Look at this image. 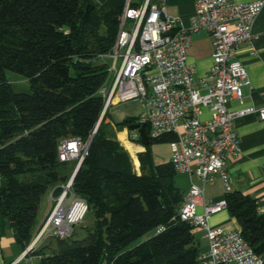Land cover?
<instances>
[{
	"label": "trees",
	"instance_id": "trees-1",
	"mask_svg": "<svg viewBox=\"0 0 264 264\" xmlns=\"http://www.w3.org/2000/svg\"><path fill=\"white\" fill-rule=\"evenodd\" d=\"M125 3L0 0V211L23 251L44 224L37 229L43 197L55 187L59 195L77 167L61 161V141H90L103 115L100 90L109 69L101 59L117 40ZM7 71L27 78L31 93L16 92ZM108 110L73 180V192L89 207L79 224L85 236L72 237L75 228L69 238L54 236L55 248L42 246L26 258L37 256L38 264H199L197 227L178 216L185 193L174 165L155 163L149 145L138 155L137 170L106 122ZM137 122L128 118L116 126ZM224 199L264 264L257 200L238 190Z\"/></svg>",
	"mask_w": 264,
	"mask_h": 264
},
{
	"label": "built area",
	"instance_id": "built-area-1",
	"mask_svg": "<svg viewBox=\"0 0 264 264\" xmlns=\"http://www.w3.org/2000/svg\"><path fill=\"white\" fill-rule=\"evenodd\" d=\"M194 6L187 27L181 17L168 13L166 0H126L117 40L106 55L114 62L108 65L109 77L100 90L104 113L113 105L140 100L143 113L136 124L145 126L151 142L175 136L168 142L175 170L197 176L203 185L192 184L178 214L180 220L205 230L208 248L199 254V264H263L241 229L211 227L209 218L226 209L227 201L206 199L205 186L220 175L225 194L233 191L225 165L240 152L236 120L255 113L264 120V107L229 108L233 100L243 103V87L251 83L237 51L256 39L253 25L264 0H194ZM200 31L209 33L214 51L207 74L197 79L196 68L188 61V49L192 36ZM203 107L210 110L207 119H202ZM129 140L142 143L139 130H130ZM89 145L80 137L61 141V161L80 164ZM72 186L73 176L61 186L59 195L53 193L51 211L22 259L49 231L69 238L82 223L88 203L75 195ZM198 207L203 212L198 213Z\"/></svg>",
	"mask_w": 264,
	"mask_h": 264
},
{
	"label": "crops",
	"instance_id": "crops-1",
	"mask_svg": "<svg viewBox=\"0 0 264 264\" xmlns=\"http://www.w3.org/2000/svg\"><path fill=\"white\" fill-rule=\"evenodd\" d=\"M233 1L252 2L255 0ZM166 8L170 15L181 17L185 26L188 27L190 25V19L195 11L194 0H166ZM253 33L256 36L253 43H244L237 51V58L247 69L251 83L243 87V103H240L238 100H233L229 103L231 110L249 106H255L257 108L264 107V8L253 25ZM213 51L212 38L208 32L200 31L192 36V42L188 49V60L196 68L197 79L207 74L212 64ZM209 116L210 110H203L202 119H207ZM106 121L114 124L110 119ZM130 130L129 127H126L120 131L126 137V139L121 141L130 152L133 162H135V159L139 161V153L145 151L146 148L143 143L129 140ZM236 130L240 140V152L238 156L229 158L226 161L225 169L232 179L231 185L233 191L238 190L255 198L258 202L259 211L264 214V120L257 113L238 118L236 120ZM127 144L133 148V151L128 148ZM154 158H156L155 155ZM168 160H161V163H167ZM136 166V168H139L140 161L139 165L136 164ZM216 179L222 181L220 175H217ZM55 190L56 187L48 192L51 194V197ZM205 197L215 202L224 198V196L220 195L207 197L206 190ZM52 204L45 211L44 221L51 211ZM43 222L40 225L37 224V229L41 227ZM209 224L213 228L224 227L228 230L240 229L239 223L231 216L227 208L226 211L222 210L212 215L209 218ZM197 230H202L204 232L203 237L207 240L205 238V230L203 228H197L195 234ZM197 239L199 241L200 253L207 250L208 241L205 243L199 237ZM15 244L18 243L15 240L10 220L3 217L0 211V264L22 263V257L25 251L22 249L21 251H17ZM55 247L52 245V248Z\"/></svg>",
	"mask_w": 264,
	"mask_h": 264
},
{
	"label": "rangeland",
	"instance_id": "rangeland-1",
	"mask_svg": "<svg viewBox=\"0 0 264 264\" xmlns=\"http://www.w3.org/2000/svg\"><path fill=\"white\" fill-rule=\"evenodd\" d=\"M194 35H196V34H194ZM101 62H105L108 65H111V64H113L114 59L112 57L105 56L104 58L101 59ZM120 63H121V58L118 59L117 66H120ZM7 77L10 80V82L13 85V88L16 92L31 93V83L23 75H21L17 72H13V71H7ZM202 93L205 94L206 91L203 90ZM206 109H209V108L203 107V110H206ZM142 113H143V106H142L141 101L140 100H131V101H128L125 103H120L118 105L111 106L110 109L108 110L107 119H110L114 124H111L110 122H107V121L106 122L110 123L111 128L117 133V138L122 143V141H121L122 139H120V137H119V135L121 134V132H120L121 130H119V128L116 126V123L122 122L128 118L139 119V117L141 116ZM125 139H126V137H125ZM150 146H151L153 155L156 156V158H154L155 163H161L162 162L161 160H167V159H169L168 161L171 160L172 148L168 142L153 143ZM76 163H78V161H75V164ZM134 164H135V162H134ZM135 166H136V164H135ZM136 169L140 170V166H139V168H136ZM175 182H176L177 186L184 193H186L190 190L193 183L197 184L198 186H203L202 181L197 176L191 177L188 174H182V173H178V172L175 175ZM205 190H206V196L207 197L214 196V195L215 196H217V195L224 196L225 195L224 185L222 184V181L218 180V179H216L214 184L206 185ZM52 201L53 200H52L50 193H47L43 197V201L41 203L39 215L37 218V224L38 225H40L44 221L43 218H44L45 211L47 208L50 207V205L52 204ZM224 211H226V209H224ZM201 212H203V208L198 207V213H201ZM82 224H84V221H82ZM75 228H76L77 234L72 236V237H74L76 239L83 238V236H85V232L79 228V225ZM203 233L204 232H202V230L196 231L197 237H199V239H201L203 242L206 243L208 240L204 239ZM49 244L56 246V240L53 236L52 231H49L48 233H46L45 237L40 241V243L37 245L36 249H39L42 246L49 245ZM15 245H16L15 247H17L16 248L17 251H19V250L21 251L22 247L19 244H15ZM38 262H39V258L37 256H29L28 258H23L21 264H38Z\"/></svg>",
	"mask_w": 264,
	"mask_h": 264
},
{
	"label": "water",
	"instance_id": "water-1",
	"mask_svg": "<svg viewBox=\"0 0 264 264\" xmlns=\"http://www.w3.org/2000/svg\"><path fill=\"white\" fill-rule=\"evenodd\" d=\"M104 115H105V113L103 112V115H102V117H101V119H100V121H99V123H98L96 129H95L94 134L92 135V137H91V139H90V141H89V144H91V142H92V140H93V138H94V136H95V134H96V132H97V130H98V128H99V126H100L102 120H103ZM129 128H130L131 130H135V129L139 130L140 135H141V141H142L143 145H145V146H149V145H151V140H150V138H149V136H148V134H147V132H146V128H145V126L140 127L139 124H133V125H131ZM89 146H90V145H89ZM82 162H83V161H82ZM82 162L77 166V168H76V170H75V173H74V175H73V180H74L75 175H76L77 171L79 170V168H80Z\"/></svg>",
	"mask_w": 264,
	"mask_h": 264
},
{
	"label": "bare ground",
	"instance_id": "bare-ground-1",
	"mask_svg": "<svg viewBox=\"0 0 264 264\" xmlns=\"http://www.w3.org/2000/svg\"><path fill=\"white\" fill-rule=\"evenodd\" d=\"M119 137H120V139L124 140V139H125V135H124V133H121V134L119 135ZM127 146H128V148H129L131 151H133V148H132L129 144H127ZM135 163H136L137 165H139V161H138L137 159H135Z\"/></svg>",
	"mask_w": 264,
	"mask_h": 264
}]
</instances>
